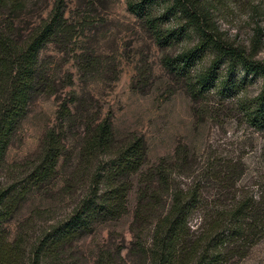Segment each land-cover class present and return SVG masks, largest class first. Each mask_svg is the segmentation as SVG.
<instances>
[{
  "label": "trees",
  "instance_id": "16d2710c",
  "mask_svg": "<svg viewBox=\"0 0 264 264\" xmlns=\"http://www.w3.org/2000/svg\"><path fill=\"white\" fill-rule=\"evenodd\" d=\"M209 2L125 0V8L159 47L183 42L190 34L196 36L191 47L162 58L171 74L188 76L205 52L213 54L206 68L194 72L193 83L187 82L191 96L214 87L220 65H225L228 86H235L229 81L237 71L261 79V91L243 105V116L249 126L264 129V61L252 60L242 50L214 39ZM108 4L109 0H86L85 10H103ZM66 6L67 0H0V264H76L70 259L74 246L99 226L125 214L126 196L136 176L133 224L151 226L148 247H138L136 253L147 264H227L245 257L264 232H260L264 203L233 197L227 205H206L197 184L175 188L162 162L140 173L146 158L142 140L131 137L117 144L111 124L98 114L91 119L80 115L82 139L73 158L67 157L63 140L74 114L61 104L56 111L60 127L44 132L38 153L20 164L5 162V152L28 106L38 96L51 97L56 92L54 79L60 68L50 66L47 60L51 57L41 56L43 49L50 46L64 62L71 56L69 60L83 76L98 70L96 56L76 47L90 25L68 18ZM70 79L65 74V85L71 84ZM72 159L75 165L68 168L71 172L62 180L60 193L70 194L84 180L85 193L64 218L31 238L29 225L47 211L36 205L28 219L18 220L21 208L32 198H48L60 166L69 165ZM164 196L168 198L165 208ZM194 214L198 221L191 225ZM106 256L100 253L95 264H113Z\"/></svg>",
  "mask_w": 264,
  "mask_h": 264
},
{
  "label": "rangeland",
  "instance_id": "374dc122",
  "mask_svg": "<svg viewBox=\"0 0 264 264\" xmlns=\"http://www.w3.org/2000/svg\"><path fill=\"white\" fill-rule=\"evenodd\" d=\"M85 1L67 0L66 16L83 19L90 25L76 47L96 56L98 70L83 76L69 60L71 56L64 62L63 56L50 46L43 49L41 56L51 57L47 60L52 62L50 66L60 68L54 79L56 92L51 97L38 96L28 106L5 152V162L12 166L32 159L40 149L44 132L60 127L56 111L64 104L74 114L63 140L67 157L73 158L81 143L80 115L91 119L98 114L111 124L117 144L131 137L142 140L146 158L140 173L162 162L175 188L197 184L206 205H227L233 197L264 203V129L249 126L243 116V105L261 91V79L237 71L229 81L235 86H228L225 65H220L214 87L191 96L187 82L193 83L194 72L206 68L213 54L205 52L188 76L171 74L161 61L164 56L173 57L191 47L196 42L194 34L170 47H159L126 11L125 0H109L103 10L94 8L91 13L85 10ZM209 3L214 39L242 50L252 60L264 61V0ZM65 74L71 75L69 85H65ZM69 163L60 166L48 198H32L21 208L18 220L28 219L36 205L47 211L29 225L31 238L39 229L64 218L85 193V180L70 194L60 193L62 180L70 175L75 160ZM137 188L136 176L126 196L125 214L82 238L70 252L74 263L95 264L99 254L104 253L113 264H147L136 253V248L148 247L151 229L150 225L139 228L133 224ZM167 202L164 196V208ZM197 221L195 214L189 219L191 225ZM260 221L261 232L264 216ZM227 264H264V232L245 257Z\"/></svg>",
  "mask_w": 264,
  "mask_h": 264
}]
</instances>
